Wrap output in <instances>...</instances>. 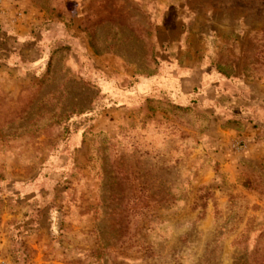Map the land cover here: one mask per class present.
<instances>
[{"label":"rangeland","instance_id":"1","mask_svg":"<svg viewBox=\"0 0 264 264\" xmlns=\"http://www.w3.org/2000/svg\"><path fill=\"white\" fill-rule=\"evenodd\" d=\"M184 6L226 76L176 98ZM0 264H264V0H6Z\"/></svg>","mask_w":264,"mask_h":264},{"label":"crops","instance_id":"2","mask_svg":"<svg viewBox=\"0 0 264 264\" xmlns=\"http://www.w3.org/2000/svg\"><path fill=\"white\" fill-rule=\"evenodd\" d=\"M172 12V13H171ZM166 14L165 23L158 27L160 77L176 98L188 95L222 76L205 55V32L193 25L196 14L187 6L181 12Z\"/></svg>","mask_w":264,"mask_h":264},{"label":"built area","instance_id":"3","mask_svg":"<svg viewBox=\"0 0 264 264\" xmlns=\"http://www.w3.org/2000/svg\"><path fill=\"white\" fill-rule=\"evenodd\" d=\"M5 15H6V0H0V23Z\"/></svg>","mask_w":264,"mask_h":264},{"label":"trees","instance_id":"4","mask_svg":"<svg viewBox=\"0 0 264 264\" xmlns=\"http://www.w3.org/2000/svg\"><path fill=\"white\" fill-rule=\"evenodd\" d=\"M217 67L218 72L222 75V76H226L224 71L222 70V68L220 67V65L218 64H214ZM171 94H173L172 92H170Z\"/></svg>","mask_w":264,"mask_h":264}]
</instances>
